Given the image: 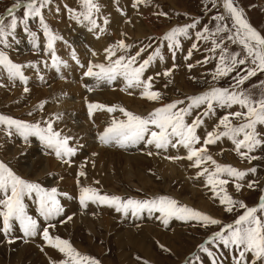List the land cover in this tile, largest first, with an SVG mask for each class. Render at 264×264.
Masks as SVG:
<instances>
[{
  "label": "rangeland",
  "instance_id": "1",
  "mask_svg": "<svg viewBox=\"0 0 264 264\" xmlns=\"http://www.w3.org/2000/svg\"><path fill=\"white\" fill-rule=\"evenodd\" d=\"M25 1L0 0V18L11 16L7 11L19 9L14 5ZM220 2L222 0H141V2L138 0H93L99 9L92 14V19L96 22V26H93L80 15L85 11L83 0H68L67 5L60 0H49L41 11L45 23L57 37L53 44V51L48 49V36L45 34L39 17L28 19V31H25L22 22L19 23L15 33L8 36L7 43H0V51L4 52L13 63L21 65V71L27 78L26 82L18 77L5 79L3 74L10 76L7 69L0 65V115L30 124H39L41 127H47V124L51 123L53 129L60 132L62 136L71 137L69 146L76 150L71 157L58 158L55 151L53 153L44 148L36 140L33 144L28 139L25 140L17 132L15 126L0 124V161L8 165L24 180L37 183L47 190L57 189V199L63 209L59 215L45 219L40 213L38 195L35 192L30 196L26 195L24 197V200L28 197V200L24 201L26 211L38 224L37 235L33 238L26 234L22 235L21 227L18 232L19 226L17 229L12 228V232L5 231L2 227L3 217L0 216V264H64L68 257L44 239V229L48 230L50 237H59L69 241L82 256L97 260L99 264H130L129 262H132L131 264H186L189 256L192 257L199 251L205 254L201 245L207 247L208 251L219 260L218 264H235L228 258H240L238 250L234 247H225L219 240L215 241L213 236L217 233L215 229H219L221 225V228H226L227 225L234 224L245 209L233 205V211L229 212L227 211L228 206L221 202V197L226 192L234 201L243 202L247 207H253L259 203V197L264 194V144L248 153L249 156L256 157L251 160L237 152L232 140L227 137H222L215 143L207 145V154L211 155L218 164L232 166L247 173L243 178L220 173L218 178L228 182L223 186L217 185L216 190L213 191L212 185L208 184V173H201L204 168L214 171L215 165L210 161H204L200 167L194 166V160L187 159L186 150L188 149L180 144H176V147L170 145L171 148L157 149L154 145L140 142L121 148L115 143L104 144L99 139L100 134L111 125L113 120L127 119L119 110L120 108L147 117L155 109L176 101H184L183 104L178 105V108L187 107L191 103L190 97L203 95L212 88L244 91L254 99L264 95V71H257L256 75L249 77L243 84L236 87L237 79L246 75L247 69L256 66L251 63V57H247V52L238 39L235 41L229 39L235 32V26L230 14ZM233 4L243 10L244 18L248 23L257 27L260 34L264 36V0H233ZM24 14L25 12L21 13L18 20L22 21ZM220 15L225 17L223 22L215 19ZM10 19L11 17L8 20ZM67 24L73 27L67 29L64 27ZM189 24H195V27L189 29L187 36H178V47L170 48L169 42L164 39L165 35L174 28ZM222 24H226L230 31L217 33L216 28ZM79 26L88 31L86 33L76 32ZM205 28L209 31L205 32ZM30 33H35V39ZM197 33H202L203 36H197ZM99 38L102 40H98ZM213 40L220 43L221 48L227 50V55L239 53L238 59L247 57V62L243 65L237 64L228 75L217 77L216 70L220 67L221 48H216ZM43 41L46 43L44 44ZM120 41L128 47H116ZM194 44L195 48H193ZM25 45L29 46V50L22 54L19 48ZM96 45L104 46L97 50ZM108 49H113L114 55L110 56ZM157 49L160 56L150 62L142 75L144 81L151 78L150 91L160 93V99L155 101L144 97L143 87H129L123 76H117L112 81L99 79L96 76L87 78L88 75L81 78L82 73L77 75L75 65L72 63L76 61L84 68L101 64L107 67L120 57H124L123 62L127 63L131 57L135 56L136 62L133 66L138 67ZM96 50L102 55H99L100 61L94 63L89 58L92 53L95 55ZM53 55L58 57L56 64L64 66V69L59 74H55L53 78H49L47 72L53 70L51 69L54 64L51 61ZM67 66L74 67L72 69L75 70V77H72ZM99 71L98 67L93 69V72ZM63 72L68 75V79L61 78L60 74ZM82 72L84 73V70ZM166 72L169 74L165 75ZM51 81H53V86L58 84L59 88L60 83L76 85L75 81H78V87L85 92V98L91 99L90 95L96 94L98 99H91L85 103L83 109L78 106H65L64 108L59 102L49 99L54 94L67 96L68 92L63 94L58 89L53 93L51 89L50 96L42 95ZM25 88L28 89L27 92ZM47 102L58 105L55 112H50ZM89 104H99L104 107L93 109L90 114ZM109 107L116 108V111L109 112L107 110ZM205 111L206 104H202L198 108L194 107L191 114L185 117L188 124L193 123L196 117H200L203 121L197 128L200 143L195 145L196 148L204 146L203 142L207 133L216 130L220 119L225 115L236 111H246V109H241L239 105H233L231 108L220 107L214 103V111L207 115L204 114ZM72 114L75 121L77 119L76 122ZM80 118L83 121L79 120ZM231 121L236 125L240 123L235 117H231ZM65 123H68L70 127ZM71 125H75V128ZM67 130H70L71 135ZM256 131L259 133V138L264 140V125H257ZM10 140L18 145L16 147L23 148L18 153L19 155L14 153ZM94 146L104 149L103 156L110 152L109 154L115 153L119 158L115 157L114 160L108 162L109 157L102 156V159L108 163L97 170L100 152H97ZM180 147L185 150L179 151ZM245 151L246 149H241V152ZM174 152L181 154H174ZM86 153L94 156L96 166L92 165V167L87 164L93 159L84 157ZM31 154L38 156L33 158L34 163L38 158H52L49 167L53 166L58 169L50 170L41 177L30 175L18 163L21 157L25 158ZM127 154L146 158L142 159L146 160L143 162V167L136 168L138 178L128 174ZM76 156L78 161L70 159H76ZM253 168L255 172L250 171ZM81 172L85 175L81 176ZM237 184L241 185L239 189L236 187ZM250 184L252 187H249ZM84 187L96 189L101 196H119L122 201H127V196L142 201L162 196L168 197L177 201L178 206H187L200 211L221 223L205 224L202 220H180L172 217L165 224L162 213L148 209H143L139 213L129 209L125 213L123 209L118 210L117 205L102 204L91 200L87 202L88 205L93 203L100 205L98 208L102 206L103 209L95 211L88 205H83L82 209L89 216L84 219L80 216L84 211L74 210L73 212V208L69 209L62 204L63 199L69 201L75 199V202L78 199L80 202L81 189ZM221 188L224 191H221ZM76 189H79L78 192ZM0 195V198H3V194L0 193ZM258 215L264 216V213H258ZM13 221H11V226H14ZM149 227L152 229H148ZM127 229L133 230L137 235L134 240L126 231ZM116 236L119 237L121 245H126L123 250L126 255L122 254ZM136 242L142 243V248L149 247L151 258L145 256L146 251L141 247H136ZM213 249L220 254L215 255ZM10 250H13L15 255ZM247 256H249V261L246 260L243 264H254V262L260 264L259 261H255L251 253L246 254ZM238 261H236L237 264ZM194 264L203 263L195 260Z\"/></svg>",
  "mask_w": 264,
  "mask_h": 264
},
{
  "label": "snow or ice",
  "instance_id": "2",
  "mask_svg": "<svg viewBox=\"0 0 264 264\" xmlns=\"http://www.w3.org/2000/svg\"><path fill=\"white\" fill-rule=\"evenodd\" d=\"M48 2L49 0H26L23 6L27 11L22 21L18 20L12 9H9L11 14L10 22L5 25L4 19L0 18V43H7L8 36L15 33L19 23L22 22L25 26V31H28V19L39 17L45 34L48 36V49L53 51V44L57 37L45 23L41 11ZM138 2H141V0H138ZM83 4L85 11L80 13V15L93 26H96L95 20L92 19V14L94 11L99 10L98 5L94 4L93 0H83ZM14 7L20 8L21 3L17 2ZM223 7L230 14L235 26V32L229 39L234 41L238 39V42L246 50L247 57H251V63L256 66L247 69V74L237 79L236 87H238L249 77L256 75L257 71H264V36H261L248 23L244 18L243 10L235 7L233 0H223ZM215 19L223 22L225 17L220 15L215 17ZM105 23H107V20H105ZM194 27L195 24H189L184 27L174 28L165 35L164 39L169 42L170 48L175 49L179 46L178 36H187L189 29ZM204 31L208 32L209 30L205 28ZM227 31H230V29L226 24H222L216 28L217 33ZM30 35L35 39V33H30ZM197 36H203V34L197 33ZM213 43L216 48H221V44L216 40H213ZM116 47L127 48L128 46L123 41H120ZM195 47L196 45L194 44L193 48ZM108 52L110 56L114 55L113 49H108ZM226 52V49L221 48V55L219 56L220 67L216 70L217 77L226 76L235 69L237 64L243 65L247 62V57L238 59L239 53L227 55ZM190 55L191 52L189 53ZM157 56H160L158 49L148 59L143 60L138 67L133 66L136 62L135 56L131 57L127 63L123 62L124 57H120L107 67L102 64L94 65L93 67H98L100 71L93 72L92 67H90L86 74L88 76H96L99 79H107L108 81L116 79L117 76H123L129 87H143L145 98L153 101L159 100L160 93L150 91L151 78L147 81L142 80V75L147 66ZM57 61L58 57L53 55V63L56 64ZM0 65L7 69L10 77H18L21 81L26 82L27 78L21 71L22 66L13 63L2 51H0ZM168 74L167 72L165 73V75ZM25 91L27 92L28 89L25 88ZM189 99L191 103L187 107L178 108V105L183 104L184 101H176L155 109L147 117H142L120 108L119 110L127 119L113 120L111 125L100 134L99 139L104 144L115 143L121 148L144 142L148 145H154L157 149H164L168 145L175 147L178 143L188 149L187 159L190 161L194 160V166L200 167L204 161H210L215 165L214 171L204 168L203 173H201H208V184L212 185L213 191L216 190L217 185L223 186L228 182L225 179L218 178L220 173H227L236 178H243L247 175L246 172L232 166L220 165L213 160L212 156L207 154V145L215 143L222 137H227L232 140L236 151L240 152L243 157L250 160L256 159L254 156H249L248 153L254 151L257 146L264 144V140L259 138V133L256 131L257 125H264V95L258 99H254L244 91L237 92L223 88H212L203 95L193 96ZM214 103L220 107L229 108L233 105H239L241 109H246V111H236L225 115L220 119L217 129L207 133L206 139L203 142L204 146L196 148L195 145L200 143L197 128L203 121L200 117H196L193 123L188 124L185 121V117L191 114L194 107L198 108L202 104H206L204 114L207 115L209 112L214 111ZM88 107L91 114L93 109L103 108L104 106L89 104ZM107 110L114 112L116 108L109 107ZM231 117H235L240 123L238 125L233 124ZM5 123L10 127L15 126L17 132L25 140L32 135L38 136L49 148L54 149L55 155L58 158L71 157L75 154L76 150L69 146L71 138L62 136L60 132L55 131L51 123H48L47 127H41L39 124H30L0 115V124ZM221 128L223 130H220ZM241 135L242 138H240ZM241 149H246V151L241 152ZM250 171L255 172V169L253 168ZM80 175L83 176L85 173L81 172ZM236 187L239 189L241 185L237 184ZM249 187H252V185L250 184ZM221 191H224V189L221 188ZM33 192L39 197L40 213L45 219L59 215L63 211L57 199V189L47 190L37 183L24 180L13 172L8 165L0 161V193L3 194V198H0V216L3 217L5 231L11 228V221L18 220L27 236L36 234L38 228L37 221L28 215L24 204V197L31 195ZM217 194L219 195V193ZM90 200L94 202L98 201L102 204L117 205L118 210L123 209L125 213L129 209H132L136 213H139L143 209H148L149 211L155 210L163 214L165 224L172 217L180 220H202L205 224L221 223L219 220L200 211L187 206H178L177 201L164 196L152 200L128 199L127 201H122L119 196H101L94 188H82L80 203L86 206ZM221 202L228 206L227 211L229 212L233 211V205H238L245 209V211L235 220L234 224H229L224 231L215 233L213 239H218L225 247L237 249L240 257L238 264H243L248 253H251L255 257V261L264 264V216L258 215V213H264V198H262V202L258 207H247L243 202L234 201L225 192L221 197ZM43 236L49 244L54 245L59 251L66 254L68 259L64 264H85V262L87 264H99L97 260L82 256L69 241L62 240L59 237H50L47 229L43 230ZM201 248L205 252H208L209 255H212L203 245H201Z\"/></svg>",
  "mask_w": 264,
  "mask_h": 264
},
{
  "label": "bare ground",
  "instance_id": "3",
  "mask_svg": "<svg viewBox=\"0 0 264 264\" xmlns=\"http://www.w3.org/2000/svg\"><path fill=\"white\" fill-rule=\"evenodd\" d=\"M60 1H62L63 3H66V5H67V1L68 0H60ZM221 4L223 3V0H222V2H220ZM68 7H70L69 5H68ZM68 9V8H67ZM49 14H50V11L48 12ZM69 18V17H68ZM69 23H70V21H69ZM70 24H72V23H70ZM60 27H62V25L60 26ZM64 27H67V29H69V28H72L73 26H71V25H65ZM75 27V26H74ZM80 31H83L84 33H86L88 30H86L85 28H83V27H81V26H79V28L76 30V32H80ZM71 32V31H70ZM73 32V31H72ZM89 33V32H88ZM94 33V32H93ZM96 35V37H98V34L97 33H95ZM82 35V34H81ZM80 35V36H81ZM91 36H92V34H90ZM100 35V34H99ZM83 36V35H82ZM85 37H87V36H85ZM89 39V38H88ZM93 39V38H92ZM98 40H102L101 38H99ZM97 40V41H98ZM87 41V40H86ZM96 41V40H95ZM96 41V42H97ZM68 42V41H67ZM96 42H94V43H96ZM43 43L45 44L46 42H44L43 41ZM43 43H41V44H43ZM76 43H78V41L76 42ZM86 43V42H85ZM89 43V42H88ZM93 43V44H94ZM91 44V43H90ZM97 44V43H96ZM78 45V44H77ZM104 45H96V48L95 49H99V48H102ZM29 48V46H21L20 48H19V52L20 53H27V51L29 50L28 49ZM95 51V55H93V53H92V55H90V61L91 62H97V61H100V57H99V55H102L101 53H99L98 51ZM51 61H53V57L51 58ZM72 63L75 65V68H76V70H77V75H79L80 73H82V76H81V78L83 77V78H85L86 77V73H87V71H88V68H90V67H92V69H95L96 67H93V66H86L85 68L81 65V64H79V63H77L76 61H72ZM78 66V67H77ZM72 67L73 66H67V68H68V70L72 73V77H75L74 76V69H72ZM74 68V67H73ZM51 69H53V70H51L50 72H47V74H49V78H53L54 77V75L55 74H59V72H62L63 71V69H64V66H58L57 64H53V66H51ZM84 70V73L82 72ZM39 71V70H38ZM4 75V78L5 79H8V78H10L11 79V77H8V76H6L5 74H3ZM60 75H62L61 76V78L62 79H64V80H66V79H68V75L65 73V72H63V73H61ZM88 77H90V76H87V78ZM13 79V78H12ZM15 79V78H14ZM47 81V80H46ZM49 82V81H48ZM75 83H76V85H71V84H64V83H60L61 84V87L59 88L58 87V84L56 85V86H53V81H51L49 84H48V86L46 87V89H45V91H44V93L42 94L43 96H47V95H49L50 96V94H49V91L51 90V89H53V93H55V91L56 90H60V92L61 93H63V94H65L66 92H68V94H67V96H59V95H57V94H54L53 96H50V99L49 100H55L56 102H59L62 106H64V108H65V106L67 107V106H78V107H82L81 109H83L84 107H85V103H87V102H89L91 99H94V98H97V95L96 94H91L90 95V97H91V99H87V98H85V92L84 91H81V89H80V87H78L79 86V83H78V81H75ZM34 85V84H33ZM32 87V86H31ZM34 87V86H33ZM32 87V88H33ZM43 87V86H42ZM36 88V87H35ZM34 88V89H35ZM38 95V94H37ZM63 99L62 101H61V98ZM98 99V98H97ZM42 101H44V99H41ZM92 102V101H91ZM55 103H53V102H47V107H49V109H50V112H53L54 110H56L57 109V106L58 105H54ZM58 108H60V106L58 107ZM62 109H63V107H62ZM61 109V110H62ZM80 109V108H79ZM80 109V110H81ZM64 110V109H63ZM72 110H73V108H72ZM76 110H78V108H76ZM71 111V110H70ZM79 111V110H78ZM82 111V110H81ZM55 112V111H54ZM65 112H66V110H65ZM67 112H69V111H67ZM73 112H74V110H73ZM73 114H75V113H73ZM73 114H72V117H73ZM64 116V115H63ZM79 116V115H78ZM82 116V115H81ZM71 117V118H72ZM68 119V118H67ZM69 119H70V117H69ZM88 119V118H87ZM73 120L75 121V119H74V117H73ZM79 120H82L81 118L79 119ZM68 121V120H67ZM76 121H77V119H76ZM75 121V122H76ZM83 121V120H82ZM80 122V121H79ZM84 122H87L88 123V121H85L84 120ZM60 123V122H59ZM71 123H72V121H71ZM70 123V124H71ZM66 124V123H65ZM73 124V123H72ZM75 124V123H74ZM60 125H61V123H60ZM67 126L69 125L68 123L66 124ZM80 125V124H79ZM72 127L74 126V128H75V125H71ZM65 127V126H64ZM69 127H70V125H69ZM69 127H67V128H69ZM78 128H79V126H78ZM65 129V128H64ZM71 130H72V128H70ZM82 129V127H80V130ZM68 131V133H70L69 131L70 130H67ZM72 131H74V130H72ZM76 131V130H75ZM82 131V130H81ZM85 131V130H84ZM86 131H88V129L86 130ZM77 133H78V131H76ZM75 132V133H76ZM80 132V131H79ZM74 133V132H73ZM82 134H83V132H82ZM81 134V135H82ZM70 135H71V133H70ZM79 135V134H78ZM84 136H85V134H84ZM86 136H87V138H88V135L86 134ZM80 137V136H79ZM82 137H83V135H82ZM81 137V138H82ZM71 138V137H70ZM28 140H29V142H31L32 144L34 143V142H38L40 145H42L44 148H47L48 150H51V152H53L54 153V149H50V148H48L47 146H45L46 144L38 137V136H34V135H32V136H30V137H28ZM36 140V141H35ZM84 140H87V139H84ZM89 140H90V138H89ZM78 141V140H77ZM11 144H12V148H13V151H14V153L15 154H18V153H20L21 152V150L23 149V148H18V147H16V146H18L16 143H14L13 141L11 142V140L9 141ZM84 142V141H83ZM87 142V141H86ZM90 142H91V140H90ZM37 147V146H36ZM35 147V148H36ZM75 147V146H74ZM95 147V149L97 150V152L99 151L100 153H99V160H98V168H97V170H100V168H101V166L102 165H105V164H107L108 162H110V161H112V160H114L115 159V157H118V155H115V153L114 154H109L110 152H108L107 154H106V156L107 157H109V160H108V162H105L104 161V159H102V156L104 155V152H103V150L104 149H99V148H97L96 146H94ZM18 148V149H17ZM185 149L183 148H179V151H184ZM25 151V150H24ZM90 151V150H89ZM92 151V150H91ZM187 151V150H186ZM48 152V151H47ZM106 152V151H105ZM24 153V152H23ZM181 154V153H179V152H174V154ZM185 153V152H184ZM22 154V153H21ZM30 154V153H29ZM48 154V153H47ZM87 154V155H86ZM85 155H84V157L86 156V157H89L90 159H93L91 162H89L88 161V165L89 166H96L95 164V162H94V156L93 155H91L90 153H86ZM98 154V153H97ZM19 155V154H18ZM128 155V154H127ZM26 156V155H25ZM49 156V155H48ZM47 156V157H48ZM106 156H103V157H106ZM17 157V156H16ZM34 157H38V156H36L35 154H31V155H28V157H25V158H20L19 159V163H18V165L20 166H22L23 167V170H25V172H27V173H29L30 175H35V176H39V177H41V176H43L44 174H46L48 171H53V170H55V169H58L57 167L56 168H54L53 166L52 167H49V164H50V162H51V159L52 158H50V159H45V157H44V159H39L38 158V160L34 163L33 162V158ZM50 157V156H49ZM119 158V157H118ZM127 158H128V161H129V171H128V174H131L132 176H134V177H136V178H138V174H137V172H136V168L138 167V166H142L143 167V162H145V161H143L142 159H146V158H144V157H139L138 158V156L136 157V155H134V154H129L128 156H127ZM71 160H76V161H78L77 160V156H76V159L74 158V159H72V158H70ZM17 160H18V158H17ZM54 160V159H53ZM22 161V162H21ZM55 161V160H54ZM125 162V161H124ZM22 163H24V164H26V165H23ZM52 163V162H51ZM55 163H56V161H55ZM111 163H113V162H111ZM57 164V163H56ZM116 164V163H115ZM51 165V164H50ZM53 165V164H52ZM118 165V164H117ZM120 165V164H119ZM128 165V164H127ZM58 166V165H57ZM88 166V167H89ZM92 166V167H93ZM14 167H17V166H14ZM105 168L107 167V165L106 166H104ZM103 167V168H104ZM139 168V167H138ZM20 169V168H19ZM59 169H60V167H59ZM91 169V168H90ZM127 169V168H126ZM133 169H135V170H133ZM124 170V169H123ZM125 171V170H124ZM20 173V172H19ZM100 173V172H99ZM28 174V175H29ZM111 177V176H110ZM133 177V178H134ZM142 177V176H141ZM141 177H139V178H141ZM70 178V177H69ZM111 178H113V177H111ZM66 179H68V177L66 178ZM140 181H141V179H140ZM69 183V182H68ZM73 183V182H72ZM72 183H71V185H72ZM77 188V187H76ZM79 190V189H78ZM78 190L76 189V192H78ZM1 196V195H0ZM30 196V195H29ZM32 198V197H31ZM28 200V197H26L25 198V202ZM25 202H24V204H25ZM62 204H64L65 205V207H68L69 209H71V208H73L72 210H73V212H74V210L75 211H84V212H82V215H80V216H82L84 219H87L89 216L87 215V214H85V213H87L84 209H82V207H83V205L79 202V200L77 199V202H75V199H71V201H69V200H66V199H63V203ZM88 205V204H87ZM86 205V206H87ZM100 205H96V204H93V203H90L89 205H88V207H90V209H92V210H95V211H97V210H100L101 211V209H103L102 208V206L100 207V208H98ZM90 211V210H89ZM105 211V210H104ZM106 212V211H105ZM34 213V212H33ZM71 214V213H70ZM89 214V213H88ZM31 215V214H30ZM90 215V214H89ZM37 217V216H36ZM108 219V218H107ZM159 222V221H158ZM13 225L14 226H11V228L10 229H8L7 231H9V232H12L11 231V229L12 228H15V229H17L18 228V226H19V228H18V232H19V229H20V227H21V225H20V223H19V221L18 220H14L13 222ZM107 223V222H106ZM105 223V224H106ZM100 224V223H99ZM104 225V224H103ZM3 227V226H2ZM91 227H92V225H91ZM22 228V227H21ZM3 229H4V227H3ZM148 229H152L151 227H149ZM23 230V229H22ZM127 232H128V234L132 237V239L134 240L135 238H136V234H135V232L133 231V230H129V229H127L126 230ZM20 234V233H19ZM21 234L22 235H25V233H24V231H21ZM37 234H35V235H32L30 238H33L34 236H36ZM141 237V236H140ZM116 238H117V242H118V244H119V246H120V249H121V252H122V254L123 255H126L125 253H123V250L126 248V245L124 244V245H121L120 244V242H119V237H117L116 236ZM145 243V242H144ZM136 244V247L137 248H139V247H141L142 248V243H140V242H136L135 243ZM149 246V245H148ZM144 251H146L144 254H146L145 256H147L148 258H151V250H149V247L148 248H142ZM138 250H140V249H138ZM30 251V250H29ZM28 251V252H29ZM10 252L11 253H13V250L11 251L10 250ZM141 252V251H140ZM17 253H18V250H17ZM60 253V252H59ZM13 255H15L14 253H13ZM68 259V258H67ZM229 260H231V259H229ZM65 261V260H64ZM231 261H233V260H231ZM238 261V260H237ZM129 262V261H128ZM130 264L132 263V262H129ZM228 263V262H227ZM128 264V263H127Z\"/></svg>",
  "mask_w": 264,
  "mask_h": 264
},
{
  "label": "water",
  "instance_id": "4",
  "mask_svg": "<svg viewBox=\"0 0 264 264\" xmlns=\"http://www.w3.org/2000/svg\"><path fill=\"white\" fill-rule=\"evenodd\" d=\"M257 32H259L258 28L255 27L254 25L250 24ZM261 35V34H260Z\"/></svg>",
  "mask_w": 264,
  "mask_h": 264
}]
</instances>
